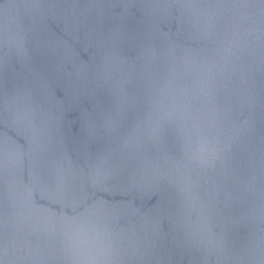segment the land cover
I'll return each instance as SVG.
<instances>
[{"label":"clouds","instance_id":"9594fccd","mask_svg":"<svg viewBox=\"0 0 264 264\" xmlns=\"http://www.w3.org/2000/svg\"><path fill=\"white\" fill-rule=\"evenodd\" d=\"M0 121V264H264V0H0Z\"/></svg>","mask_w":264,"mask_h":264},{"label":"water","instance_id":"95a60500","mask_svg":"<svg viewBox=\"0 0 264 264\" xmlns=\"http://www.w3.org/2000/svg\"><path fill=\"white\" fill-rule=\"evenodd\" d=\"M57 33L61 36H63L64 34L62 32H60L59 29H57ZM81 37H83V31L81 32ZM65 39H70L69 37L65 36ZM70 42L74 43V41ZM78 49L80 48V46H77ZM94 51V50H93ZM81 55L83 57L84 60H88V55L81 52ZM38 69H41V61L39 60V58L37 59V64H36ZM15 67L17 69V71H20V64L17 62L15 64ZM68 70H71V64L67 65ZM42 70V69H41ZM7 77L9 78V80L11 79V70H9L6 73ZM66 80L60 84L57 87V91H58V95L62 98L65 99L66 104L70 105L71 107V111L68 112V119L69 120H76V123L71 125L72 128V133L75 134L77 136V138L79 139L81 137V132H80V121H79V117H80V113H81V106L78 103H72L67 97H65L64 92L61 90L62 87H64L66 85ZM81 101L84 107H86L89 112H92L95 108H96V103H95V99L91 98L90 96H82L81 97ZM107 106V105H105ZM68 124L67 122L65 123V128H64V132L66 135H68ZM8 135V136H15V133L11 130V128L8 127L6 122L0 121V136L3 135ZM103 135V133H102ZM23 143V141H21ZM77 147V145H75L72 140L71 137L69 136V148L71 151V155L72 158L75 162L77 163H83V157L82 155L78 154V152L75 150V148ZM80 152H83V149H80ZM25 179H27V177H25ZM155 199L153 201H151L150 203H154ZM43 203V201H42ZM139 203V201L137 202ZM185 264H187V261L185 262Z\"/></svg>","mask_w":264,"mask_h":264}]
</instances>
